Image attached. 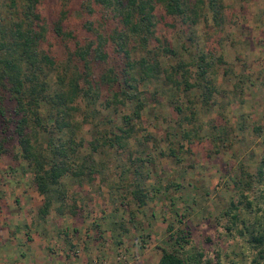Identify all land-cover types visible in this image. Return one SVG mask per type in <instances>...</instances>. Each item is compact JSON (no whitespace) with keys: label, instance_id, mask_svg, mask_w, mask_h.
Masks as SVG:
<instances>
[{"label":"rangeland","instance_id":"rangeland-1","mask_svg":"<svg viewBox=\"0 0 264 264\" xmlns=\"http://www.w3.org/2000/svg\"><path fill=\"white\" fill-rule=\"evenodd\" d=\"M82 1L38 0L36 9L49 24L65 4L69 15L64 25L81 29V19L99 15L95 6L92 14L81 12L78 3ZM15 2L18 6L14 9L8 0H0V17L7 23L21 17V1ZM221 2L220 27L212 24L210 11L208 19L200 18L188 27L181 19L165 15L160 7L155 9V15L163 16L155 26L156 37L178 47L177 55L161 57L163 62L188 63L211 49L207 77L216 87L211 104L201 103V87L177 91V102L187 106L190 100L194 108L195 119L186 124L172 109L170 93L159 80L140 82L138 89L150 98L154 93L155 101L142 111L135 137L141 140L146 132L151 140L141 142L139 152L136 149L140 146L132 138L121 148L96 151H89L84 143L78 151L79 161L88 160L89 154V162L98 171L80 184L72 177L62 179V198L53 201V205L63 203L61 215L51 208L40 217L37 209L42 196L35 190L32 174L9 154L0 155V264H82L81 259L85 264H155L161 248H167V223L172 224V230L189 232L182 250L194 255L193 264H264V244L260 250L250 240L251 235L264 233V0ZM62 45L48 33L39 48L60 61ZM154 47L155 42L149 41L147 48ZM141 53L135 46L131 54L137 57ZM101 67L102 63L95 62V74ZM188 69L193 80L194 65ZM233 82L239 83L240 91L233 89ZM127 112L122 107L117 112L97 107L100 124H82L75 136L86 141L95 129L119 124L118 116ZM80 117L81 112L73 114L77 121ZM176 121L183 128L196 126V136L189 148L183 142L180 161L175 164L156 151H166L167 143L173 140L167 133H172ZM153 141L156 148L151 146ZM144 153L152 155L154 162L146 164L148 174L138 180L152 197L138 206L128 195L131 181L137 178L130 172L129 161L136 155L144 157ZM234 177L249 179L241 195V183L235 187ZM168 181L176 186L164 190ZM152 187L158 188L156 193L151 192ZM124 192L127 195L120 201L117 195ZM169 199H173L172 205ZM229 201L236 208L226 214ZM71 205L74 214H69ZM232 214L236 218H230ZM66 252L67 258L62 255Z\"/></svg>","mask_w":264,"mask_h":264},{"label":"trees","instance_id":"trees-1","mask_svg":"<svg viewBox=\"0 0 264 264\" xmlns=\"http://www.w3.org/2000/svg\"><path fill=\"white\" fill-rule=\"evenodd\" d=\"M19 1L20 18L7 23L0 17V155L9 154L23 163L32 174L35 190L42 196L37 209L40 217H44L51 208L61 215L63 203L53 205V201L62 198V179L72 177L80 184L83 178L90 179L98 171L89 162V154L88 160L79 161L78 151L84 143L89 151H96L104 147L121 148L123 142L132 138L140 146L136 149L139 152L143 145L141 142L151 140V134L146 132L141 140L135 137V126L141 119L142 111L150 101H155L154 93L150 98L145 91L138 89L140 82L159 80L170 93L168 102L172 109L181 115V120L186 124L195 119L194 108L190 100H187V106L177 102V91L201 87V103L206 106L211 104L209 102L216 91L207 77L211 49L197 54L188 63L181 60L163 62L161 57L176 56L178 47L156 37L155 26L163 16L155 15V9L160 7L165 15L181 19L188 27L200 18L208 19L210 11L212 24L220 27L223 21L222 2L84 0L78 3L79 10L86 14L97 10L99 15L96 19H81V29L72 30L64 25L69 15L65 4L56 18L47 24L36 9L38 0ZM8 4L14 9L18 6L15 0H8ZM80 30L82 37H79ZM48 33L63 42V59L60 61L39 48ZM151 40L155 42V47L148 49L147 44ZM135 46L142 50L137 57L131 54ZM179 47L185 50L183 45ZM95 62L102 63L96 74ZM192 64L195 68L193 80L188 69ZM232 87L234 90L240 88L238 82H234ZM103 88L106 89L104 96ZM78 101L82 106L78 105ZM97 107L112 112L122 107L129 112L121 113L118 116L120 123L111 125V129L97 128L86 141L82 137L76 138L75 132L82 124L90 123L94 127L100 124L96 118ZM75 112H81L78 121L73 118ZM167 135L175 141H169L166 151L158 149L156 154L160 157L166 155L176 164L183 152V142L189 148L191 139L196 136V126L187 129L180 123L177 125L176 121L172 133L168 132ZM156 143L151 142V146L156 148ZM144 154L147 159L136 155L129 161L130 172L133 178H137L131 181L128 195L138 206L152 197L148 187L138 180L143 174H148L146 164L149 166L154 162L152 155ZM261 163L264 164V157ZM240 172L244 177L248 176ZM260 173L259 168L257 175ZM234 181L235 187L241 183L238 189L241 195L242 187H247L249 179L234 177ZM171 185L176 186L168 181L163 186L164 190ZM157 190V187H152L151 192L156 193ZM126 195V192L118 193L117 197L122 201ZM169 201L172 205L173 199ZM235 208L234 202L229 201L225 213ZM68 211L74 214L72 205ZM230 218L234 219L236 215L232 214ZM165 233L167 248H161L155 264H193L191 259L195 258L194 255L182 250L183 245L188 243L189 232L184 228L172 230V224L167 223ZM250 240L261 250L264 233L251 235ZM196 255L199 257L200 253Z\"/></svg>","mask_w":264,"mask_h":264},{"label":"crops","instance_id":"crops-1","mask_svg":"<svg viewBox=\"0 0 264 264\" xmlns=\"http://www.w3.org/2000/svg\"><path fill=\"white\" fill-rule=\"evenodd\" d=\"M233 83H234V82H233ZM62 255H63V257H66V258L68 257L67 252H66V253H63ZM52 262H53V261H52ZM81 263H82V264H85V262H84L82 259H81Z\"/></svg>","mask_w":264,"mask_h":264}]
</instances>
